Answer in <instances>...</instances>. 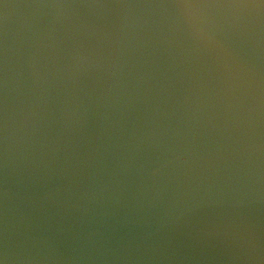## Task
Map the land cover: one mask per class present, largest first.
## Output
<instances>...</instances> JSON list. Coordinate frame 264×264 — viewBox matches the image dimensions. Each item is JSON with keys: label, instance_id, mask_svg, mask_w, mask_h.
Returning a JSON list of instances; mask_svg holds the SVG:
<instances>
[{"label": "water", "instance_id": "water-1", "mask_svg": "<svg viewBox=\"0 0 264 264\" xmlns=\"http://www.w3.org/2000/svg\"><path fill=\"white\" fill-rule=\"evenodd\" d=\"M0 264H264V0H0Z\"/></svg>", "mask_w": 264, "mask_h": 264}]
</instances>
